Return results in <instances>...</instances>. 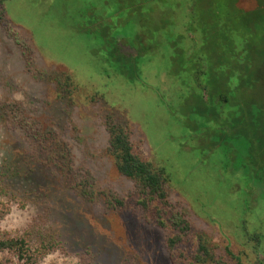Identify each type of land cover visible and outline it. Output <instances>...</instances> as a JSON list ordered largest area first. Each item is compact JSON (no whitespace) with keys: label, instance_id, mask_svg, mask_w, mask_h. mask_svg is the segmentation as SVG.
I'll return each instance as SVG.
<instances>
[{"label":"rangeland","instance_id":"374dc122","mask_svg":"<svg viewBox=\"0 0 264 264\" xmlns=\"http://www.w3.org/2000/svg\"><path fill=\"white\" fill-rule=\"evenodd\" d=\"M73 9L53 0H0V167L10 161L16 170L33 169L28 194L21 187L10 201L0 199V244L24 237L26 255L19 260L16 251L0 249V264H176L165 233L150 223L152 211L134 212L137 188L108 155L111 118L128 128L154 166L174 167L170 199L192 228L179 246L185 256L202 236L227 264L234 261L226 250L243 264L264 260V241L254 250L238 221L228 219L229 184L212 176L223 170V154L203 158L201 169L194 145L183 147L177 90L159 54L152 51V62L143 65L142 85L104 76L70 25ZM68 76L70 97L63 87ZM85 168L93 174L92 200L66 178ZM253 223L250 217L247 227Z\"/></svg>","mask_w":264,"mask_h":264},{"label":"trees","instance_id":"16d2710c","mask_svg":"<svg viewBox=\"0 0 264 264\" xmlns=\"http://www.w3.org/2000/svg\"><path fill=\"white\" fill-rule=\"evenodd\" d=\"M53 1L60 8L64 4L74 8L75 18H71L70 25L82 35L89 52L94 54L98 71L104 76L129 85H142L143 65L152 62V51L159 54L162 70L177 90L180 124L184 127L183 147L191 150L190 143L194 145V152L201 160H196L198 165L207 156L223 154L224 168L221 171L219 167L212 176L229 184L228 219L238 221L246 241L253 242L254 250L261 248L264 241V0ZM1 5L5 11L4 2ZM70 80L68 76L63 86L69 97L74 89ZM167 109L170 111L168 106ZM105 123L108 155L116 171L137 188L138 199L132 208L143 214L152 211L150 223L165 233L164 246L172 263L227 264L214 255L202 236L198 237L196 250L185 256L179 246L192 228L170 199L174 167L154 166L126 126L112 118ZM225 157H231L233 163L226 164ZM193 166V170L200 169L196 163ZM202 166L205 169L206 163ZM54 171L51 169L52 174ZM31 174L33 169L29 167L19 171L10 161L2 163L0 199L10 201L21 187L28 194ZM181 175L186 178L183 172ZM66 178L86 199H94L90 182L93 174L89 168L78 174L67 172ZM110 205L126 209L125 203L117 200H110ZM250 217L254 218L252 229L246 224ZM17 238L9 237L0 244V249H12L19 260H24L27 252L23 249L24 237ZM226 253L234 264H243L240 256L228 250ZM256 264H264V260L259 259Z\"/></svg>","mask_w":264,"mask_h":264}]
</instances>
